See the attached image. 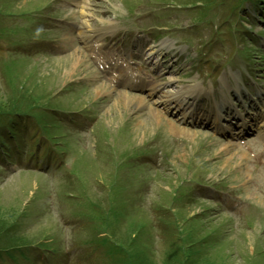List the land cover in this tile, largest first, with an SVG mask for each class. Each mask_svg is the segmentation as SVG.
Here are the masks:
<instances>
[{"label": "rangeland", "instance_id": "374dc122", "mask_svg": "<svg viewBox=\"0 0 264 264\" xmlns=\"http://www.w3.org/2000/svg\"><path fill=\"white\" fill-rule=\"evenodd\" d=\"M81 1L0 0V105L30 114L22 139L33 120L53 139H34L25 159L44 174L0 161V247L47 248L0 264H264V126L241 121L238 138L222 122L242 107L264 114L262 0H87L88 23L112 29L97 44L114 66L78 37ZM26 24L48 37L38 58L11 46ZM169 82L198 97L157 107L151 92Z\"/></svg>", "mask_w": 264, "mask_h": 264}, {"label": "bare ground", "instance_id": "6f19581e", "mask_svg": "<svg viewBox=\"0 0 264 264\" xmlns=\"http://www.w3.org/2000/svg\"><path fill=\"white\" fill-rule=\"evenodd\" d=\"M83 2H85V4L81 7V11H80V15L82 16V22H80L78 26V35L84 41L85 45L93 50L96 47V43L100 40V37L103 34H106L110 27L107 26V22L104 20L102 22H105L106 25L97 26L94 25L95 23L94 24L90 23L91 24L90 25L88 23L89 10L87 6V0H84ZM89 29H92L93 32L90 33ZM155 50H157V46H153V49H151L150 52L148 53L149 55L148 59L151 61L157 60V57L155 56V52L157 51ZM156 80L162 81L161 78H157ZM167 84H171V82L157 86L155 90L151 92L152 95H155L157 97L155 101V105L159 108H163L167 112L171 111L172 113H177L178 111L183 110L187 106L186 103L187 99H191L196 92H199L198 87H194V88L190 87L175 93H170L169 92L170 90L166 86H163ZM120 95L124 96L125 99H130V96L127 93H120ZM131 98L136 100L138 105H146L144 97L133 96ZM190 108L191 107L189 106L187 110L183 111V117L188 118L189 120H193L195 117L194 113L196 112L194 111L193 108L191 109ZM189 109L190 111H188ZM207 117L209 118V116ZM237 121L238 118L232 117L230 120V125H233ZM228 149L229 147L227 148V150ZM258 151H259L258 154H261L260 150Z\"/></svg>", "mask_w": 264, "mask_h": 264}, {"label": "trees", "instance_id": "16d2710c", "mask_svg": "<svg viewBox=\"0 0 264 264\" xmlns=\"http://www.w3.org/2000/svg\"><path fill=\"white\" fill-rule=\"evenodd\" d=\"M12 110L11 109H9V108H6V106L5 107H3V106H1L0 105V115H8V114H11V113H15L14 111L13 112H11ZM18 112V111H17ZM0 237H1V235H0Z\"/></svg>", "mask_w": 264, "mask_h": 264}]
</instances>
